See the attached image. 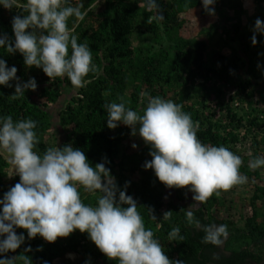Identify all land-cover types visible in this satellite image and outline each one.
<instances>
[{"label":"trees","instance_id":"1","mask_svg":"<svg viewBox=\"0 0 264 264\" xmlns=\"http://www.w3.org/2000/svg\"><path fill=\"white\" fill-rule=\"evenodd\" d=\"M25 2L17 0L21 8ZM66 3L84 5L85 18L77 21L70 17L67 23L79 43L87 42L99 71L90 72L83 87L76 88L67 77L51 80L42 68L27 67L18 51L9 54L0 48V59L9 68L18 69L21 82L35 77L38 85L15 100L10 96L16 81H10L12 87L0 85V116L11 115L14 122L28 118L37 121L34 130L39 143L34 151L39 154L47 147L70 143L83 150L93 166L106 157V167L122 190L128 183L127 194L137 201L146 229L153 231L171 260H183L184 264H264V167H248L251 159L264 154V88H260L264 33H256L258 43L253 45L254 33L249 36L246 30L257 18L264 20V0H215L210 7H216L214 15L224 11L223 16L197 33L194 11L208 14L202 0H158L165 19L152 24L147 19L155 13L140 7L146 0ZM21 8L9 10L0 5V34H7L13 42L12 18L23 14ZM189 29L191 36L187 35ZM227 83L231 86L228 97ZM141 92L182 105L183 111L199 122L197 136L202 143L225 146L242 157L240 172L248 182L221 191L219 197L213 194L192 209L202 224L227 225L229 235L222 246L202 243L205 233L187 224L186 211L194 203V194L187 188L166 187L153 169L143 167L152 159L150 146L138 134L131 135V128L123 123L115 129L107 126L103 105L120 102L118 98L123 96L129 102L126 107L142 114L147 99L141 103ZM66 98L69 101L60 112L64 136L51 141L48 109ZM212 107L214 112L209 111ZM241 144L245 145L244 154L240 153ZM19 180L8 156L0 152V199ZM79 191L82 201L93 206L101 195L99 191L85 192L82 187ZM169 210L171 219L164 220L163 213ZM173 227L180 228L184 241L169 240ZM16 231L24 234V243L15 252L0 254V258L19 255L30 246L31 251L24 254L31 257L32 264H118L97 248L88 233L78 229L51 243L39 235L29 239L25 229ZM40 246L42 250H38ZM72 253L78 259L69 258ZM16 264L23 262L17 260Z\"/></svg>","mask_w":264,"mask_h":264},{"label":"clouds","instance_id":"2","mask_svg":"<svg viewBox=\"0 0 264 264\" xmlns=\"http://www.w3.org/2000/svg\"><path fill=\"white\" fill-rule=\"evenodd\" d=\"M214 3L215 0H202L206 13L215 14L210 7ZM0 5L9 10L21 8L17 0H0ZM141 6L155 13L147 19L148 24L165 19L158 0H146V5ZM83 8V3L71 6L66 0H26L21 8L23 14L12 18L14 42L7 34H0V48L9 54L18 51L27 67L42 68L51 80L67 77L73 87H83L84 78L99 71L92 62L87 42L79 43L68 27L70 17L77 21L85 18L87 12ZM253 33L251 42L256 45V33H264V20H255ZM17 71L0 59V85L12 87L10 81H16L15 92L10 96L13 100L38 86L35 77L21 82ZM139 95L141 103L147 99L142 114L126 107L129 102L123 96L118 98L120 102L105 103L107 126L115 129L123 123L131 128V135L139 134L150 146L152 157L143 167L153 169L166 187L187 188L192 192L194 203L186 211L187 224L205 233L202 243L222 246L229 235L227 225L202 224L192 209L207 202L213 194L219 197L221 191L248 182V177L240 172L242 157L225 146L202 143L197 136L199 122H194L182 105L146 92ZM68 101H59L60 112ZM51 122L53 128V117ZM37 123L31 118L14 122L11 115L0 116V152L8 154L15 175L20 177L0 199V237H3L0 254L15 252L24 243L25 236L17 234V228L27 230L29 239L39 235L50 243L78 229L88 233L97 248L118 264H184L183 260H171L153 231L146 229L137 201L127 194L128 183L123 190L118 186L106 167V157L104 162L93 166L85 152L70 143L47 147L39 154L34 151L39 143L34 130ZM58 127L64 130L61 120ZM248 167L250 170L264 167V155L251 159ZM80 187L88 193H101L95 206L82 201ZM171 216L170 210L163 213L164 220ZM152 219H156L154 214ZM168 238L184 241L179 227H173ZM29 251L30 246L19 255L0 258V264H16L17 260L32 264L31 257L24 254Z\"/></svg>","mask_w":264,"mask_h":264},{"label":"rangeland","instance_id":"3","mask_svg":"<svg viewBox=\"0 0 264 264\" xmlns=\"http://www.w3.org/2000/svg\"><path fill=\"white\" fill-rule=\"evenodd\" d=\"M247 7L253 8V5H249L248 4ZM214 8H216V7H214ZM223 12L224 11L221 12V10L219 11V13H221V15H212V14H206V15H204L200 11V9L195 10L194 13H193V19H194V22H193L194 25L193 26H196V33L199 32L198 30H200L201 28L208 27L211 22H214V21H216L218 19H221V17L223 16L222 15ZM253 28H254V26H252V25L246 27V30L250 34L249 36L252 35V33H250V32L251 31L253 32ZM190 31L191 30L189 29L188 32H187V35L188 36H191V32ZM263 81H264V79L261 80L260 88H264V82ZM226 88L228 89V91H227L228 93L226 95L228 97V96H230L229 94H231V91H230L231 90V86H229L228 83H227ZM65 100H68V98H66ZM243 105H245V104L243 103ZM61 107H62L61 106V103H59V104L54 105V106H52V107L49 108V111H50V113H51V115L53 117V128L50 130V134H49L51 141L54 138L55 139H57V138L58 139H60V138L62 139L63 136H64V132L65 131L62 128H59L58 127L59 120H60L59 115H60V109H61ZM214 109H215V107H212L211 109H209V111L211 110L210 112H214ZM244 148H245V145H243V144H241L239 146V149H240V153L241 154H244L245 153V149ZM3 153L6 156H8V154L6 152L3 151ZM262 155H264V154H261V156ZM8 158H9V156H8ZM68 257L71 258L72 260H76V259H78L79 256L76 255V254H74V253H72L71 255L69 254Z\"/></svg>","mask_w":264,"mask_h":264}]
</instances>
